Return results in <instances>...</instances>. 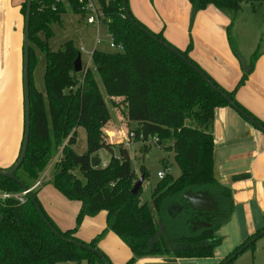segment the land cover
Instances as JSON below:
<instances>
[{"label": "trees", "instance_id": "obj_1", "mask_svg": "<svg viewBox=\"0 0 264 264\" xmlns=\"http://www.w3.org/2000/svg\"><path fill=\"white\" fill-rule=\"evenodd\" d=\"M69 1L74 8L75 1ZM126 1L129 8L128 0ZM188 1L195 13L208 6L220 11L237 12L242 2L264 0ZM98 2L107 32L121 48L114 51L93 50L92 66H82L80 72H75L73 61L80 50L73 41L66 40L57 50H52L47 44V40L54 34L51 24L61 22L60 15L65 11L64 2L32 0L29 23L30 133L26 155L15 174L21 179L19 171L22 170L30 179L38 180L52 155L62 146L50 180L68 200L80 201L76 225L60 230L40 205L60 235L103 252L98 247V242L107 231H112L132 251V257L125 264H133L138 258L147 256L174 259L212 257L215 248L222 242V237L216 231L233 211L229 188L220 185L214 177V112L218 107L231 105L188 63L143 32L137 23L147 27L132 14L130 8L134 22L129 20L124 15L122 0ZM75 11L79 12L78 9ZM21 12L24 16L25 1ZM147 29L172 45L162 32ZM229 42L231 43L230 40ZM33 45L43 52L45 59L44 95L33 84L32 71L37 61ZM175 48L197 65L189 57L190 46L185 50ZM255 59L256 56H253L252 61ZM252 70L253 62L246 72L249 74ZM204 73L224 94L256 119L235 98L247 76L242 77L234 90L228 91L206 71ZM99 81L106 95L124 97L127 119L137 123L136 132L157 135L160 143L172 138V144L168 148L174 152L180 174L173 178L165 173L159 179L152 193L151 205L140 202L141 187L136 195L131 193L136 172L127 149L121 144L116 145L119 155L117 158L113 153L114 146L103 137L101 128L109 119L110 113ZM186 120L192 123L186 124ZM77 127H83L86 133V150L83 153H77L72 147ZM102 148L110 152L108 163L100 166L99 161L92 166V155ZM140 172L146 179L148 173L143 165ZM21 180L27 187L31 186ZM188 187L207 189L218 202L219 214L210 222L211 225L182 233L179 230L190 217L182 211L176 214L179 220L172 221V218L163 217V209L168 202L171 206L180 205L178 197ZM21 190L15 180L0 176V191L14 193ZM36 193L35 188L32 194L39 202ZM153 210L159 213L160 223L165 227L164 232L158 235L159 224L156 223ZM100 211L106 212L105 228L88 242L79 239L75 234L83 219ZM262 229L264 227L250 235L242 244ZM103 254L112 264L108 256L104 252ZM66 261L76 264H105L93 251L58 237L42 220L29 198L23 204L12 197L0 199V264H56Z\"/></svg>", "mask_w": 264, "mask_h": 264}, {"label": "rangeland", "instance_id": "obj_2", "mask_svg": "<svg viewBox=\"0 0 264 264\" xmlns=\"http://www.w3.org/2000/svg\"><path fill=\"white\" fill-rule=\"evenodd\" d=\"M20 1L23 3L25 0ZM63 2L65 11L60 15L61 22L51 24L54 34L47 40L49 48L57 50L66 40H72L74 45L79 50V46L82 45L83 48L89 52L95 49L102 51H114V49L110 47V38L105 25L102 24L99 30L94 28L86 30V28L82 26L85 17H83L80 12L75 11L66 0H63ZM167 4H170V7L173 10L178 8L180 5L178 0H170ZM164 8L166 9L165 15L162 17V15L159 14L160 21L167 25V27L174 28L175 23L181 22L182 20L179 19L180 17H176L175 14L172 12L170 13L167 10L169 8L166 3H164ZM140 22L142 23V21ZM20 26L22 32V12ZM146 27L149 28L148 26ZM185 31L186 39L183 45L181 44V46H179L173 43L171 44L180 50H185L188 46H190L188 51L189 57L212 78L213 75L211 68L213 65L223 63L225 66L229 67L231 65L228 64V62L230 63L231 59L236 60L238 63V71L233 68L230 69L226 67L227 70L231 72V76L234 77L228 85V88H230L228 91L234 90L243 76H247L248 78V75L252 74V72L249 74L246 72L247 67L252 62L253 67L255 66L254 70L258 67L264 66V1L242 2L241 7L237 12L220 11L213 6H208L194 13L190 6V9L187 10ZM40 37L44 39V36L41 34ZM33 48L37 60L32 71L33 84L34 87H36L44 95L43 72L45 59L42 54L43 52L36 45H33ZM80 53L82 55V66H84V68L92 66L91 60L87 63L88 55L82 51ZM253 56H256L254 61H252ZM206 69H209V71ZM253 73L257 72L253 71ZM99 86L102 90L105 103L110 113L109 119L101 128L103 137L106 141H108V143L114 146V154L117 155L118 153V147L116 146L118 144H121L127 149L133 169L136 172L133 184L141 175V165L145 167L148 176L142 183L139 199L140 202H146L151 205L152 193L159 181L157 171L162 170L165 173L170 174L173 178H176L180 174V169L174 160V152L168 148V146L172 144V138L163 140L159 145L146 146L142 142L133 141L129 147L124 146L121 142H123V139L127 137V132L129 130H135V122H129L127 119V105L124 97L108 96L105 94L100 81ZM12 103L13 102H11L9 106V115L8 108L6 111V121L9 123L14 120L12 113L13 110H15V107ZM9 118L11 122L8 120ZM185 123L191 124L192 121L186 120ZM76 129L75 143L72 147L77 153H83L86 150V133L83 127H77ZM55 155H52L48 161L49 164L44 170L47 172L49 179L46 180L45 178L42 180L43 183L36 188V196L45 214L51 219L56 227L64 231L76 225V216L80 210L81 203L78 200H68L52 184L50 178L54 169L53 167L56 163V161L52 163ZM94 155L100 158V166H104V162L108 163L110 158V152L105 148L98 150L92 156ZM44 171L40 174V177ZM74 172L77 174L76 170ZM19 175L29 186L36 181L27 177L22 170L19 171ZM180 205L179 208H181ZM153 213L156 223L159 224V213L155 210H153ZM172 213L171 203L168 202L163 209V217L171 219L170 214L172 215ZM103 216L104 214L100 211L94 216H90V219L87 218L84 222H81L78 226L77 233L81 234V237L79 238H81L82 241H90L92 238L96 237L101 230H103L105 226V219ZM159 229L160 226L158 231ZM188 230H190V225L188 227V225L184 224L179 232L184 233L188 232ZM217 234L222 237V230L217 231ZM230 243H232V241H230L229 244ZM227 245L228 243L226 242L225 244H221V246L219 245L217 247L219 248V251H223L224 248L225 250L227 249ZM194 261H206V259L184 258L181 262L184 263ZM56 264L76 263L66 261L58 262ZM213 264L218 263L215 262ZM228 264H264V235L259 237L253 245L245 248Z\"/></svg>", "mask_w": 264, "mask_h": 264}, {"label": "crops", "instance_id": "obj_3", "mask_svg": "<svg viewBox=\"0 0 264 264\" xmlns=\"http://www.w3.org/2000/svg\"><path fill=\"white\" fill-rule=\"evenodd\" d=\"M169 1L128 0V3L132 14L139 21H142L154 32H162V35L170 43L181 46L186 39L185 21L190 3L188 0H178L180 5L173 10L170 7L171 2L167 4ZM21 3L20 0H0V168H8L14 163L23 135ZM164 3L168 5L169 9L167 10L170 13L172 12L182 20L175 23L174 28L167 27L160 21L159 14L163 17L166 11ZM82 24L86 30L93 28L99 30L92 25H86L84 20ZM92 52L88 50L84 52L88 55L87 63L91 60ZM228 64L231 66L227 67L225 64L219 63L211 68L213 78L227 90L230 89L228 85L234 78L227 68L239 70L235 59H231ZM262 67H258L256 70H254L255 66L253 67L252 74L248 75L247 80L237 90L235 98L264 125V66ZM253 71L257 73H253ZM11 102H13L15 110L12 113L14 120L11 122L9 118L8 120L11 122L9 123L6 121V111L8 108L9 115ZM135 125H137L136 122ZM212 134L214 177L220 185L229 188L233 203V211L229 219L217 230H222L221 244L227 242V249L219 251L217 247L218 250L215 249L212 257L204 258L206 261L182 263L184 258L147 256L138 258L133 264L220 263L250 235L264 227V131L251 124L233 107L224 106L215 109ZM177 207V205L171 206L173 213L170 214V218L172 221L179 220L176 214L182 212L180 208L176 210ZM101 212L106 219V212ZM87 218L90 219V216H86L82 222ZM185 225L188 227L190 225L191 231H196L199 226H203L200 224L198 227L192 228V223L189 220H186ZM159 226L158 234L164 232L165 228L160 222ZM75 235L78 238L81 237V234L77 232ZM230 241L232 243L229 244ZM98 247L108 256L112 264H125L132 257L131 249L112 231H107L104 234L98 242Z\"/></svg>", "mask_w": 264, "mask_h": 264}, {"label": "water", "instance_id": "obj_4", "mask_svg": "<svg viewBox=\"0 0 264 264\" xmlns=\"http://www.w3.org/2000/svg\"><path fill=\"white\" fill-rule=\"evenodd\" d=\"M31 4L32 0H25V12L23 16V38H22V89H23V135L20 145V151L17 160L15 163L10 167L6 169L0 168V176L8 177L13 180H15L22 188V190H27L28 187L22 182V180L16 176L15 172L18 170V168L21 166L24 157L26 155V150L28 146L29 141V133H30V97H29V23H30V14H31ZM124 15L134 22V19L129 11L128 4L126 0H122ZM137 26L146 34H148L150 37L158 40L160 43H162L165 47H167L171 52L175 53L180 59L188 63L191 68L196 71L200 77L203 78V80L210 85L215 91L222 94L230 103L231 107L235 109L242 117H244L246 120H248L251 124L256 126L257 128L264 131V125L260 124L256 119H254L251 115L247 114L241 107H239L231 98H229L226 94L223 93V91L218 88L214 84V82L208 77L202 69H200L197 65H195L193 62H191L183 53H181L179 50H177L174 46L170 45L166 41H163L162 39L156 37L151 31H149L144 26L137 23ZM73 70L75 72H80L82 70V60H81V54L78 53L76 55V58L73 61ZM100 161V158L96 155L91 157V165L95 166L97 162ZM144 181V176L141 174L137 181L134 183L133 187L131 188V193L133 195H136L139 188L142 186V183ZM28 198L34 203L36 206L38 212L40 213V216L42 220L47 224V226L53 230V232L60 237L63 241L69 242L73 245H77L80 247H83L85 249H88L90 251H93L96 253L99 257L103 259L105 264H110L108 259L104 256L103 252L98 250L97 248H94L92 246L86 245L82 242H79L74 239H70L67 237H64L60 235V233L54 228V226L49 222L47 217L45 216L44 212L42 211L39 202L35 199L31 191H28L27 193ZM182 196L184 199H186L188 202V206L193 211L197 212L198 216L203 217L204 216V223H201L203 225H208V223L205 221L207 219V215L214 209L217 208V201L212 197L211 193L204 188H200L197 190H193L191 187L186 188L183 191ZM194 225V224H193ZM159 232H157L158 235ZM264 235V229L256 233L254 236H252L249 240H247L244 244H242L236 251H234L229 257H227L222 263L220 264H228L231 260H233L238 254H240L245 248L249 247L252 243H254L259 237Z\"/></svg>", "mask_w": 264, "mask_h": 264}, {"label": "built area", "instance_id": "obj_5", "mask_svg": "<svg viewBox=\"0 0 264 264\" xmlns=\"http://www.w3.org/2000/svg\"><path fill=\"white\" fill-rule=\"evenodd\" d=\"M57 1H63V0H57ZM67 3L69 5L70 1L66 0ZM75 3V7L73 8L78 9V11L82 14L84 18V23L86 25H92L94 27H96L97 29L100 28V26L104 24L103 22V12L100 8L99 2L98 0H74ZM109 34V33H108ZM109 38H110V47L113 49H119L121 48L120 45H117L113 42L112 37L109 34ZM80 50L82 52H85V49L81 46ZM80 51V52H81ZM92 54V53H91ZM133 141H137V142H142L144 145H159V137L157 135H145L143 132H136L135 130H129L127 132V137H125L123 139V145L129 147ZM66 143V141L64 142V144ZM61 151H62V146L59 148L57 154L55 155L54 159L52 160V163H54L55 161L59 160V157L61 155ZM115 157L119 158V155L115 154ZM104 166L107 164L106 162L103 163ZM157 176L159 179L163 178L165 176V172L162 170L157 171ZM46 180L48 179V175L47 172L44 171V173L42 174V176L36 180L34 182L33 185H31L30 187H28L27 190H21L19 192H6V191H0V199H6V198H14L16 199L19 203L23 204L27 201L28 196L27 193L28 191H31L35 188H37L38 186H40L43 183V179Z\"/></svg>", "mask_w": 264, "mask_h": 264}, {"label": "flooded vegetation", "instance_id": "obj_6", "mask_svg": "<svg viewBox=\"0 0 264 264\" xmlns=\"http://www.w3.org/2000/svg\"><path fill=\"white\" fill-rule=\"evenodd\" d=\"M193 190H197V188H192ZM199 189V188H198ZM184 191V190H183ZM183 191L180 193L179 197H178V202L181 203V210L184 211L186 215H188L190 217L189 221L192 223V227L195 228V227H198L201 223H204V216L201 217V216H198L197 215V212L193 211L192 209H190V207L188 206L187 204V200L184 199V197L182 196L183 194ZM218 203V202H217ZM176 205H173V207H175ZM179 205L177 207L176 210H179ZM219 214V210H218V204H217V208L212 210L206 217L207 219H205V221L208 223V225H211L210 222L213 221V219ZM194 224V225H193ZM208 225H203V226H208ZM202 226V227H203ZM198 228H201L200 226Z\"/></svg>", "mask_w": 264, "mask_h": 264}]
</instances>
